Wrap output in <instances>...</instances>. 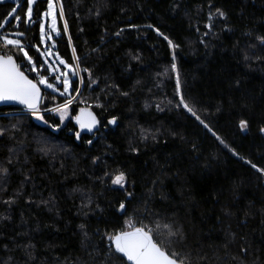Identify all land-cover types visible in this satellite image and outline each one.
<instances>
[{"label": "trees", "instance_id": "obj_1", "mask_svg": "<svg viewBox=\"0 0 264 264\" xmlns=\"http://www.w3.org/2000/svg\"><path fill=\"white\" fill-rule=\"evenodd\" d=\"M11 1L0 4V19ZM62 3L55 52L70 64L78 56L92 77L81 71L84 83L73 80L79 95L72 97L42 88L48 123L0 108V168L8 169L0 175V264H112L102 236L129 221L164 232L171 225L187 264H264V176L246 162L264 168V0ZM25 8L24 0L19 30L39 65L31 45L42 50L38 23L46 3H37L30 26ZM173 63L185 99L237 155L176 108ZM68 98H75L71 118L61 123L46 109ZM85 108L100 122L94 134L74 121ZM113 117L116 124L107 123ZM241 120L248 121L244 131ZM121 171L127 182L117 188L111 181Z\"/></svg>", "mask_w": 264, "mask_h": 264}, {"label": "snow or ice", "instance_id": "obj_2", "mask_svg": "<svg viewBox=\"0 0 264 264\" xmlns=\"http://www.w3.org/2000/svg\"><path fill=\"white\" fill-rule=\"evenodd\" d=\"M7 0H0V4H5ZM38 0H25L26 8L24 11V23L27 26L36 24L37 20L33 18V6L37 5ZM46 9L39 14V39L40 43L44 45V50L41 51L39 45H31L35 47L36 51L43 57V62L38 65L37 60L29 54V47L26 45L24 38L26 33L20 31L21 15L17 9L20 8L19 0H17L15 6H13L7 14L0 19V103L14 102L24 105L25 108L39 121L48 123L39 108V101L41 97V86L51 89L52 92H59L61 96L72 97L73 92L79 95V87L73 88V77L78 78V83H84V77L80 75V72H87L91 81L92 74L87 68H80L79 57L73 56L76 61L75 64H70L63 58H61L58 52H53L52 49L56 47V42L53 36L60 37L61 29L57 25L58 16L63 19L65 16L62 0H45ZM217 14L224 18L225 14L221 10L217 9ZM211 18V17H210ZM133 27H138L133 25ZM147 28H153L152 25H146ZM210 29L211 25H207ZM14 29L8 31L7 29ZM63 31L67 33L68 23L64 20ZM82 31V29H81ZM123 29H121V32ZM157 35L162 36L166 40L169 46L173 49L179 47L175 45L167 35L160 32V30L154 29ZM121 32H117L116 35L120 36ZM207 35V33H205ZM69 43H71V37L69 36ZM261 43H264V37L260 38ZM51 41V45L47 43ZM75 53V48L72 49ZM49 57H53V61H49ZM20 58V62H18ZM138 59V57H133ZM175 51H173V60H175ZM247 59V57H246ZM62 66V67H61ZM172 70L176 73V95L179 96V101L175 105L176 108H182L191 114L208 132L212 134L225 148H229L226 141L221 138L204 119L198 114V110L193 104H190L183 93L181 92V78L180 73L175 63L171 65ZM41 71L45 74L41 75ZM26 73H36L33 79L29 78ZM51 74V77L49 76ZM51 80V82H50ZM93 83L95 81H92ZM62 85V89L59 87ZM128 95V93H122ZM72 103V99H66L65 103L58 106L57 109H46V111H58L60 115V122L66 118L68 114L69 105ZM97 107H103L102 104H98ZM84 110L81 109V113ZM89 119L85 121L81 115L76 116L74 119L77 124L80 125L81 130H87L93 132V130L99 125V120L91 112L88 113ZM116 117L110 119L107 123L115 125ZM239 127L242 131L248 127V121L241 120ZM55 130H59V126H56ZM261 132H264V128H261ZM94 134V132H93ZM4 130H0V136H4ZM77 140L81 139V132L74 133ZM148 135H144L143 139L147 140ZM152 139L156 140V135H152ZM86 143L91 145L92 140H86ZM135 151V149H133ZM233 155H237L234 149L229 148ZM9 163L12 160L9 159ZM251 165L253 169L264 176V168L258 167L251 161H246ZM7 168H0V175H7ZM112 184L119 185L121 188L125 187L127 182V176L124 172H118L112 179ZM129 197L132 196L131 192H128ZM5 203H11L5 201ZM118 211H125V204L122 202L119 205ZM85 226L81 225L83 229ZM163 228L167 231H160V226L157 225L156 229L149 228L147 225L140 223L136 226L128 222L126 228H121L119 231L113 233L105 232L102 236L106 238L110 243L108 260L112 264H187L186 258L181 256L179 250L176 249L177 243L182 239L179 231L174 230L171 225L165 224ZM87 235V233H85ZM246 251V250H245Z\"/></svg>", "mask_w": 264, "mask_h": 264}, {"label": "rangeland", "instance_id": "obj_3", "mask_svg": "<svg viewBox=\"0 0 264 264\" xmlns=\"http://www.w3.org/2000/svg\"><path fill=\"white\" fill-rule=\"evenodd\" d=\"M8 1V0H7ZM24 0H19V4H20V7H21V5H22V2H23ZM40 0H38V2H39ZM45 1V0H44ZM11 2H13L14 4H16V2H17V0H12ZM35 6L36 5H34L33 6V15H34V8H35ZM19 10V8L17 9V11ZM57 25H58V27L60 28V25H59V16H58V21H57ZM58 37H55V36H53V39L55 40V42H56V39H57ZM48 44H49V46L51 45V41H48L47 42ZM42 45V50L41 51H43L44 50V45L43 44H41ZM56 48V47H55ZM55 48H53L52 49V51L53 52H55ZM44 58L42 57V60H43ZM49 59V61L51 62V61H53L54 60V58L53 57H49L48 58ZM62 67V66H61ZM44 74V71H41V75H43ZM49 76L51 77V75L49 74ZM76 77H73V80L75 79ZM50 82H51V80H50ZM43 89H45V90H48V91H51V89H47V88H45V87H43V86H41ZM60 88H61V90H63L62 89V87L61 86H59ZM52 92V91H51ZM55 93H58L59 94V92H55ZM75 100V98H72V103H73V101ZM54 102H55V105H54V107L52 108V109H57L58 108V104H56V101L54 100ZM71 103V104H72ZM45 104V97H43V101H42V104H41V106H40V111H41V114H43L44 113V111L42 110V106ZM71 104L69 105V109H68V114H67V116H66V118L63 120V122L65 123L66 121H68L70 118H71ZM61 105V104H60ZM47 112H49V111H47ZM28 113V112H27ZM51 113H53L56 117H58L59 119H60V115H59V112L58 111H51ZM31 114V113H30ZM32 115V114H31ZM36 122L37 123H40V124H45L43 121H39V120H37L36 119ZM114 185V184H113ZM115 187H117V188H121L119 185H114ZM125 186H126V184H125ZM124 188V187H123Z\"/></svg>", "mask_w": 264, "mask_h": 264}, {"label": "water", "instance_id": "obj_4", "mask_svg": "<svg viewBox=\"0 0 264 264\" xmlns=\"http://www.w3.org/2000/svg\"><path fill=\"white\" fill-rule=\"evenodd\" d=\"M30 78V77H29ZM31 79V78H30ZM41 97H42V99L39 101V108H40V106H41V104H42V101H43V97H44V91H43V89H42V87H41ZM9 107H11V108H16V109H22V110H25L26 112H28V113H30L26 108H25V106L24 105H21V104H18V103H14V102H8V103H0V108H9ZM84 110V112L83 113H81V111L78 113V115H81L82 116V118L85 120V121H87L88 119H89V117H88V113L89 112H91V113H93V111L92 110H90V109H87V108H85V109H83ZM94 114V113H93ZM77 115V116H78ZM95 115V114H94ZM96 117V116H95ZM96 119H97V117H96ZM98 120V119H97ZM74 121H75V119H74ZM75 123H76V121H75ZM77 124V123H76ZM78 126H79V129L81 130V128H80V125L79 124H77ZM97 128H98V126L93 130V132H95L96 130H97ZM82 132H85V133H93V132H88L87 130H81Z\"/></svg>", "mask_w": 264, "mask_h": 264}]
</instances>
